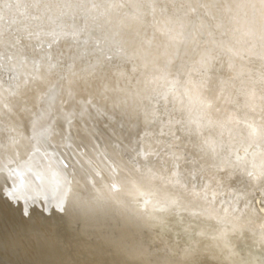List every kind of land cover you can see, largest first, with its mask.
Segmentation results:
<instances>
[{"label":"rangeland","instance_id":"obj_1","mask_svg":"<svg viewBox=\"0 0 264 264\" xmlns=\"http://www.w3.org/2000/svg\"><path fill=\"white\" fill-rule=\"evenodd\" d=\"M60 4L84 7H55ZM0 8V41H5L0 86L15 97L22 94L16 101L25 109L19 113V148H27L0 178V264H104L108 259L80 234L74 219L60 213L64 179L85 160L97 159L98 147L114 155L115 145L127 142L137 127L120 108L95 99L91 89L65 87L54 72L37 81L49 58L61 65L127 72L136 64L137 40L143 37L144 48L158 45L167 52L170 64L160 75L174 103L192 108L211 103L223 121L224 139L239 133L236 154L255 159V145H248L257 123L264 125V47L251 46L249 30L260 14L258 0H1ZM93 17L110 25L101 52L92 50L101 35ZM6 52L13 53L15 59L8 61L13 65L4 60ZM4 136L2 131L0 139ZM97 162L110 161L99 157ZM220 175L241 197L237 207L247 205L252 215L264 218V177L253 181L239 170ZM109 226L122 230L119 221ZM240 242L247 243L244 251L237 245L242 254L251 250L246 234Z\"/></svg>","mask_w":264,"mask_h":264},{"label":"clouds","instance_id":"obj_2","mask_svg":"<svg viewBox=\"0 0 264 264\" xmlns=\"http://www.w3.org/2000/svg\"><path fill=\"white\" fill-rule=\"evenodd\" d=\"M258 4L260 14L249 30L254 48L264 47V0ZM92 23L101 32L96 40L101 52L110 25L98 17ZM143 43L139 37L136 64L127 72L103 67L91 73L79 67L75 75L65 68L54 71L65 87L91 89L95 99L120 108L137 127L127 142L115 145L114 155L98 147L97 159L68 173L60 213L74 219L80 234L108 257L104 264H264V218L252 215L247 205L237 207L241 197L220 175L239 170L253 181L264 177V125L257 123L250 134L255 159L236 154L239 133L224 139L223 121L211 103L177 106L160 75L170 64L167 52ZM21 98L0 96V131L5 133L0 150L5 153L22 137L19 113L25 109L16 104ZM99 157L110 162L98 163ZM109 221H119L122 230ZM245 234L251 250L242 254L236 241Z\"/></svg>","mask_w":264,"mask_h":264},{"label":"bare ground","instance_id":"obj_3","mask_svg":"<svg viewBox=\"0 0 264 264\" xmlns=\"http://www.w3.org/2000/svg\"><path fill=\"white\" fill-rule=\"evenodd\" d=\"M2 10H4V9H2ZM4 43H5V41H3V40L0 41V45L1 44L3 45ZM12 54L13 53H10V52L9 53L6 52L5 54H3L5 57L4 60L6 62H8V61H11L12 59H15ZM8 63L12 64V65L14 64L13 62H8ZM5 93L9 94L10 97H15V94L11 95L12 94L11 91L6 89L5 87L0 86V96H3ZM1 133H2V131H0V134ZM22 144H23V140L21 139L20 142L14 147V149L11 152L5 153L4 151L0 150V178L4 174H7L12 169H14L15 163L19 162V160H21L23 158L22 152H25L27 150V148H23V149L19 148V146H22ZM3 153H5V154H3ZM3 155H6V157H4ZM246 244L240 242V240L237 243L238 247L240 246L241 251H244V249L246 248ZM248 244L251 246L250 243H248Z\"/></svg>","mask_w":264,"mask_h":264},{"label":"snow or ice","instance_id":"obj_4","mask_svg":"<svg viewBox=\"0 0 264 264\" xmlns=\"http://www.w3.org/2000/svg\"><path fill=\"white\" fill-rule=\"evenodd\" d=\"M82 31V30H79ZM73 38L78 39V32L77 31H73L70 34ZM85 44L88 43V41L84 42ZM94 43H96V41H94ZM120 42L117 40H111L109 41V44H119ZM93 51H97L96 49H92ZM84 51H88L87 48L84 49ZM45 55H48L47 53ZM80 55H83V52L80 53ZM98 62H102L99 61ZM43 71H41L36 77L35 79L37 81H41L43 78H46L48 73H52L54 71L57 70V68H65L69 73H72L73 75L76 74V70L79 68V64L73 63L72 65H61V64H57V63H52L51 62V58H49V62L45 63L44 65H42ZM87 69L89 70V73L91 72H95L96 68L94 65L89 64ZM262 80H264V77L261 78Z\"/></svg>","mask_w":264,"mask_h":264}]
</instances>
